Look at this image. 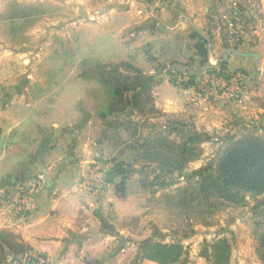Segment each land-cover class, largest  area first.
Returning <instances> with one entry per match:
<instances>
[{
	"label": "rangeland",
	"instance_id": "rangeland-1",
	"mask_svg": "<svg viewBox=\"0 0 264 264\" xmlns=\"http://www.w3.org/2000/svg\"><path fill=\"white\" fill-rule=\"evenodd\" d=\"M164 1L167 0H0V82L5 86V101L20 96L22 103H28L36 113H42L37 108L43 106L50 110L55 105L56 110L60 100H66L69 112L72 101L74 114H80L83 122L110 118L109 122L122 123V128L110 131L114 139L113 150L116 151V144L121 141L117 139L121 137L118 129H125L131 137V144L140 147L142 167L137 172L140 174V186L147 190L149 198L152 196L157 220L169 223L166 231L155 226L156 232L150 241L183 244L192 264L198 258L203 259V264H212L210 244L226 237L230 246L248 248L242 254L246 264H264V199L256 198L260 195L247 193L240 204L224 205L214 195H203L199 188V176L194 174L195 171L186 169L189 162L182 172L169 170L167 157L176 154L177 148L182 150L194 143L197 158L206 152L201 170L215 167L228 146L229 138L223 143L219 140V145H215L208 142L211 140L205 134L199 133L201 142L193 143L188 137L191 136L188 131L193 128L191 121L156 108L150 100L147 101L145 94L133 114L102 116L108 112L113 101L109 92L114 84L112 74L117 70L123 75L137 76L140 73L147 79L151 77L147 72L154 69V81L163 79L169 73L175 83L178 80L183 86L194 85L199 95L211 90L210 83L208 91L202 89L203 73L206 74L207 68L191 71L187 69V65L192 64L191 59L183 63L165 54V45L169 42L165 41L171 32L153 28L157 27L156 21L161 16L159 8ZM215 2L210 8L213 15H217V22H212L211 28L207 26L205 33H202L203 30L195 31L198 34L196 37H202L201 41H197L198 50L206 48L210 41L213 49L220 54L226 49L264 54V11H261L257 0L249 1L252 10L246 13L242 9V0ZM148 27L162 31V37L155 39L154 43L147 39L141 41L140 35H137ZM141 55L140 59L145 56L142 68L133 64ZM260 68L264 69V63ZM249 69L257 74L255 65L252 64ZM237 73L247 77L243 72ZM235 74H230L229 78ZM251 80L250 77L246 79L247 82ZM262 83L255 82L254 89L257 86L263 88ZM220 90L216 87L215 95L226 99ZM237 92L240 97L232 102L241 101L247 93L242 90ZM151 95L153 99L152 92ZM41 115L43 117L46 113H38V116ZM258 131L247 128L235 134L234 138L251 134L264 141V134ZM157 132L160 134L154 141L158 142L146 143V137ZM163 138L168 140L159 142ZM187 157L192 158L193 154ZM112 163V159L101 158L88 163L83 169L94 170L98 165L109 172ZM170 163L174 164L172 160ZM126 169L131 175L130 167L126 166ZM115 180L120 183L122 179L117 177ZM110 183L108 180L106 184L109 186ZM87 189L97 197L104 193L96 194L91 188ZM244 212L248 218H240L233 232L228 231L227 220L231 215L240 216Z\"/></svg>",
	"mask_w": 264,
	"mask_h": 264
},
{
	"label": "crops",
	"instance_id": "crops-1",
	"mask_svg": "<svg viewBox=\"0 0 264 264\" xmlns=\"http://www.w3.org/2000/svg\"><path fill=\"white\" fill-rule=\"evenodd\" d=\"M249 1L252 0H242L245 13L252 10ZM213 2L215 0L164 1L159 8L161 16L156 21L157 27L153 28L170 30L171 35L165 41H169L165 45L168 57L183 63L191 59V66L187 65L191 71L207 68L208 74L222 71L228 76L243 72L247 75L245 81L252 79L241 87L247 93L236 103L220 98L215 95L216 82L211 80V90L199 95L194 85L183 86L178 80L175 83L168 73L153 86L151 104L191 121L194 132L205 134L211 140L208 142L216 145L219 140L223 143L247 128H256L259 134H264V69L260 68L264 54L235 52L234 49L220 54L210 41L203 52L198 50L197 41L202 37H196L195 31L205 33L207 26L211 28L212 22H217V15H213L210 8ZM257 3L264 11V0ZM153 28L148 27L137 36L140 35L141 41L147 39L154 43L162 37V31ZM141 57L133 64L142 68L145 56ZM252 64L257 74L249 69ZM147 73L153 77L154 69ZM260 81L263 88L254 89L253 84ZM70 103L69 112L66 100H60L56 110L55 105L50 110L43 106L37 108L42 113H36L28 103H22L20 96L5 101V86L0 82V199L36 176L43 177L41 191L33 199L26 223L9 222L0 207V244L6 253L0 264H7V256L13 254V247L17 245L43 254L50 264H159L143 259L142 248L154 238L155 226L166 231L169 223L157 220L152 196L149 198L147 190L140 186L137 173L142 167L140 147L131 144L125 129H118L122 138H117L121 141L116 144V151L113 150L110 131L124 125L109 122L110 118L83 122L80 114H74L73 102ZM38 113L46 115L42 117ZM205 153L189 162L186 169L200 171ZM101 158L112 159V164L121 161L130 167L131 175L129 171L121 193L117 180L98 197L78 185L83 168ZM256 198L263 200L264 194ZM240 218L248 216L245 212L240 216L231 215L227 220L228 231L233 232ZM247 249L232 244L230 264H246L243 255ZM190 259L185 252L182 264H192ZM193 264H203V259L198 258Z\"/></svg>",
	"mask_w": 264,
	"mask_h": 264
},
{
	"label": "trees",
	"instance_id": "trees-1",
	"mask_svg": "<svg viewBox=\"0 0 264 264\" xmlns=\"http://www.w3.org/2000/svg\"><path fill=\"white\" fill-rule=\"evenodd\" d=\"M201 52L204 48L201 47ZM217 70V69H216ZM224 70V69H220ZM217 75L229 79L230 76L226 72L215 71ZM117 73V74H116ZM155 77L123 75L119 70L112 74V103L109 106L108 112L102 116L112 114H133L138 109V103L141 101L143 94L147 96V101H152L153 86L159 82L154 81ZM114 85V86H113ZM191 136L189 140L201 142L199 133L190 129ZM192 133V134H191ZM160 133H152L146 137V143H157L154 141ZM156 137V138H155ZM167 138L159 139L166 141ZM152 144V145H153ZM195 144V143H194ZM193 144L189 147L180 150L177 148L176 154L167 155L169 162V170L182 172L186 167V163L197 159L195 155L196 146ZM165 152L166 150L163 149ZM162 154H165L162 152ZM193 154V157H187ZM171 156V157H170ZM174 162L171 164L170 161ZM212 171V173H211ZM195 175L199 176V188L203 195H214L222 204H240L247 193L253 195L264 194V141L254 135H244L241 138H230L228 146L218 158L215 167H204L200 171H196ZM129 171L126 169L124 162H115L108 172V180L114 182L117 177L122 180L118 183V191L121 193L125 187V182L128 179ZM221 203V202H219ZM209 253L212 264H230L231 261V246L228 238L221 237L210 244ZM29 251L23 245L13 247V254H20ZM5 250L0 244V262L5 259ZM185 257V246L180 243H162L159 241H148L142 248V258L156 261L159 264H175L181 262Z\"/></svg>",
	"mask_w": 264,
	"mask_h": 264
},
{
	"label": "built area",
	"instance_id": "built-area-1",
	"mask_svg": "<svg viewBox=\"0 0 264 264\" xmlns=\"http://www.w3.org/2000/svg\"><path fill=\"white\" fill-rule=\"evenodd\" d=\"M203 77L202 89L205 92L208 91V83L212 80V82H216V87L221 89V95L225 96L226 99L231 101L239 99L240 95L237 91H241L240 87L244 83V75L236 73L231 77L232 79H227L217 74L203 73ZM84 171L78 180V185L91 188L96 194L104 192L108 186L106 184L108 182V172L105 171L104 167L101 168L97 165L94 170H87L85 173ZM42 178V175L36 176L29 182L7 192L5 197L0 199V207L9 222L22 224L28 221L33 199L41 191ZM7 264H50V262L43 254L29 250L20 254H9Z\"/></svg>",
	"mask_w": 264,
	"mask_h": 264
}]
</instances>
